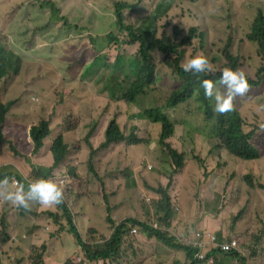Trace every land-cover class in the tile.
I'll return each mask as SVG.
<instances>
[{"label":"trees","instance_id":"1","mask_svg":"<svg viewBox=\"0 0 264 264\" xmlns=\"http://www.w3.org/2000/svg\"><path fill=\"white\" fill-rule=\"evenodd\" d=\"M72 1L81 6L79 21L74 25L66 23L65 19L59 17V11L54 3H48L51 10V21L63 20L64 26L60 31L65 35H69L70 31L81 34L89 31V35L74 47V60L69 73L84 69L89 74L103 73L105 75V70L114 62L112 73L115 74L121 69L122 61H126L128 63L127 71L134 77L127 89L122 91L123 93L121 92L118 100L133 103L135 112L128 117L125 113L126 110L117 109L110 113V107H107V112L104 114L102 112L95 114L93 127L87 136L105 130L104 140L96 149L89 145V161L97 151L105 150L110 145L121 142H125L127 145H138L147 151L153 149L155 145L163 144L168 147L172 158L176 159V167L181 169L183 162L180 160L184 154L182 137L177 134V129L184 126L196 135L202 134L219 140L221 146L229 154L238 158L236 162H240V160L255 161L248 162L246 166L249 169L263 170L264 177V168L260 161H257L264 157V153L259 156L252 144L247 147L250 133L243 132L241 126L235 127L221 123L214 117V112L209 106L199 103L195 89L203 90L201 85L203 79L219 81L223 69L212 63L213 58L206 51H186L184 54L183 51H178V49L191 44L190 32L194 36L201 35L197 34L195 29H189L187 34H184L177 26H174L172 30L168 29L162 23L168 10L165 7L166 0H146V2L144 0H109L108 8L105 11H99L95 16L91 9L83 3V0ZM168 1L173 5L176 0ZM44 5L47 6V2ZM256 18L255 24L262 38L257 44L258 54L253 55L249 51L238 53L230 44H227L221 51L220 59L225 61V66L243 70L246 73L249 84L246 96L251 100L253 98L250 91L259 85L264 76V65L261 68L249 70H244L242 67V64L254 57H261L264 63V11H259ZM111 20L112 29L107 25ZM114 22L116 27H114ZM11 55L14 56L12 53ZM197 55H204L208 58L211 72L193 74L183 70V64ZM161 69H163L161 79L158 77L155 81V70ZM252 76L257 77V80H253ZM114 78L115 76L111 80ZM29 82L30 85H35L37 88L41 87L42 96L50 91L51 82L48 76ZM90 84L98 97H103L105 94L108 97L110 94L111 99H115L114 89L109 82L105 91L106 82L103 78L97 77L91 80ZM167 95H170L168 101L164 99ZM263 102L264 100L260 102L259 109L264 115ZM14 103L11 100L0 105V180L5 177L9 180V177L13 175L11 171H16L10 166L11 161L15 159L14 156L23 161L22 165L25 170L23 176L19 175L17 179L21 184H24L25 189H27L24 182L25 177L35 180L42 176H47V178L52 176L56 181L62 180L69 170V161L66 158L68 149L61 135L53 136V129L49 127L47 120L41 118L37 135L31 133L32 149L28 154L19 152L13 142L6 139L4 134L5 115ZM30 104L36 105L34 102H30ZM39 105H43V102H40ZM194 109H202L204 116L200 115L193 122H188L186 118L191 116ZM129 122H134V132L125 136L119 126L123 127ZM137 122L143 124L144 136H140ZM50 134L52 137L48 140ZM172 142L177 145L175 151L168 145ZM41 161H43L44 168L33 166ZM248 182L253 188L248 175L240 180L242 188ZM85 183L80 177L74 178L73 184L66 186L63 199L59 204L61 205L69 195H79V189L85 186ZM170 185L171 182L166 188L159 187L156 190L161 198L156 203L157 210L153 213V219L148 222L149 225L140 221L136 216L128 215L117 227L121 228L116 234H112L102 244L99 243L105 230L99 229L97 224L104 223L106 218L102 222H89L91 227L87 233L80 234L73 220L81 215H76V212H71L64 205L57 220H66L67 232L73 236L77 246L75 247L73 244L74 251L60 246L62 254L50 256V241H45V235L36 232V230H44L49 226L50 221L43 217L42 212L37 213L28 208H19L18 218L20 220L16 221L11 215V210H4V207H1L2 242L11 240L8 231L18 235L21 227L26 228L25 235L31 240L30 253L26 260L18 261L17 264H207L211 257L215 261L222 260L225 264H264V211H260L263 216L249 226V237L239 247L240 251L246 249L250 254L246 252L242 257L235 251L225 253L222 243L230 241V233L204 234L196 202L188 197L187 192L181 193L176 200L170 199L168 193ZM0 186L2 187V185ZM255 186L252 194L249 197L246 196V201L241 200L240 207L256 202L264 210V179ZM7 190L10 189L2 187L0 192ZM102 190L107 193L106 186L101 183L96 189L95 196H98ZM111 194L115 195V192H111ZM5 202L7 201L0 198V204H5ZM99 207V205H95L91 214H95ZM9 213L11 219L7 220ZM239 213L241 212L238 211L237 215ZM26 216H31L36 220L33 226L34 230L27 225ZM107 221L109 224L113 223L110 218H107ZM154 223H156L155 228H153ZM197 226H199L198 232H196ZM131 229H135V235L130 234ZM196 233L199 235L196 236ZM37 235H41L42 239H36ZM211 236L214 240L211 239ZM186 240L190 242L186 243ZM252 255L253 259L250 260ZM0 264H2L1 259Z\"/></svg>","mask_w":264,"mask_h":264},{"label":"rangeland","instance_id":"2","mask_svg":"<svg viewBox=\"0 0 264 264\" xmlns=\"http://www.w3.org/2000/svg\"><path fill=\"white\" fill-rule=\"evenodd\" d=\"M144 1L146 2V0ZM46 2L47 6L44 5ZM49 2L54 3L59 11V17L65 19L66 23L70 25L78 23L81 6L72 0H0V42H6L14 53L22 55V76L30 74V81L48 76L51 82L49 93L42 96V93L33 95L37 87L30 85V82L25 80L22 83V86L25 87L23 90L24 97L30 100L31 95H33L35 99L33 102L36 105L22 101L12 108L7 115L4 125L5 137L10 139L19 152L23 154H28L32 149V144L27 135L30 123L35 122L37 124L41 118H44L49 122V127L53 129V136H55L60 129L67 131L78 126L80 130L83 124L88 122L93 124L96 113L102 112L104 114L107 112L103 99L106 94L103 97H98L90 84L91 80L97 77L103 78L106 82L105 91L109 81L111 84L115 81L120 82V86L116 87L117 94L127 85L126 71L113 74L112 63L105 70V75L95 73L82 78L80 74L82 69L69 73L71 63L74 60V47L78 46L89 35V31L84 34L70 31L69 35H65L60 31L61 27L64 26V21H51ZM166 2L165 7L168 10L162 23L168 29L172 30L174 26H177L184 34H187L188 30L194 27L197 34L201 35H197L189 46L179 49V52L206 51L216 65L222 63L220 61L221 51L227 44H230L238 53L243 51H249L253 55L257 53L255 46L248 43L245 36L257 13L264 11V0H176L173 5L168 0ZM83 3L91 9L94 16L101 10L105 11L110 4L109 0H83ZM107 25L112 29V20ZM114 27H116L115 22ZM59 44L60 46L56 49ZM91 61L92 59L89 64ZM126 63L123 61L124 68ZM262 66L263 62L258 57L242 64L244 70L258 69ZM37 68L39 69L37 70ZM162 70H156L157 78L161 79ZM113 76L115 79L111 80ZM252 78L257 80V77L252 76ZM262 78L259 85L252 90L251 97L253 99L249 98V100L243 101V108L238 107L245 124L244 130L252 135L251 143L261 151V156L264 153V134L255 133L258 117L252 112L251 106L253 103L260 104L264 100V76ZM74 79L77 80L76 83H74ZM84 80H87L88 83H83ZM89 94H91V99L88 98ZM168 96H165L164 99L167 100ZM67 97L71 98L67 99ZM40 102H43V105H39ZM117 109L126 110L125 113L128 117L135 112L131 106L114 105L110 113ZM200 115L204 116L203 112L194 109L191 116L187 117L186 120L193 122ZM26 117H30L33 121L27 122ZM137 125L140 136H144L143 124L137 122ZM133 126H135L134 122H129L121 128L125 135H130L134 131ZM82 132L84 134L85 131ZM177 134L182 137L184 154L180 161L185 162L188 166L186 170L188 173L181 177L182 186H179V180L174 176L176 171L168 157L165 145H155L149 151L140 147L139 149L151 160L150 163H146L144 158H139L141 151L136 150L137 146H132L131 149L133 157L139 158V160H135L131 155H126L128 148L122 144L117 148H112L111 157L108 161L100 159L94 163L96 175L91 172L88 165L81 164L78 173L74 174V178L80 177L86 183L79 189V195L67 196V207L72 212H76V215H82L86 206L90 211V219L94 222H102L108 213L109 216L114 215L116 220H122L129 215L136 216L148 223L153 219L154 211L157 210L156 202L159 197L155 194V188L160 182L166 184L167 180L171 179L173 184L169 191L170 198L176 200L181 193L187 192L188 197L196 202L202 229L211 234L229 232L231 238L238 236L240 247L249 237V226L256 223V220L263 216L260 211H264L256 202L240 207L241 200L246 201V196H250L249 193L245 196V186L242 188L240 180L243 174L248 173L250 174L249 180L257 184L264 179L263 170L249 169L247 164L236 162L221 150L218 141L196 135L187 127H178ZM51 137L52 134L48 140ZM80 142H85L82 135L79 141L69 139L71 150H76L77 144ZM170 144L173 147L177 146L175 142ZM201 156L204 158L203 160ZM14 158L10 166L16 171H11L14 178L9 182L17 181L18 174L23 175L25 170L22 159L17 156ZM257 161H260L262 168H264V157ZM42 163L43 161L38 164ZM148 164L152 165V169L145 173ZM70 168L69 164L68 177H71ZM209 170L211 171L207 173ZM74 172L75 170L72 171V173ZM212 173L213 176L211 177L210 174ZM24 179L28 178L25 177ZM64 180L65 187L68 184H73V181L68 183L67 179ZM101 183L106 186L107 193L102 190L98 196H95L96 189ZM2 187L11 190L13 188L12 184L9 183L2 185ZM61 188L64 196V187ZM111 192H115V195H112ZM95 205L100 207L95 214H91ZM1 207H4V210H11L14 220H20L18 218L19 208L12 206L9 202L0 204V211ZM46 208L47 206L36 202L30 203L28 207L29 210L37 213ZM238 211L241 213L237 215ZM61 212V210L57 211L52 218L46 212H42L43 217L49 219L50 224L44 230H36V232L45 235V241H50L49 254L52 257L62 254V249L54 242V239H57L64 249L74 251V246L77 247L73 236L67 233L71 242L63 233L66 228L64 226L66 220H57V216ZM175 213H177L176 210ZM11 215L8 214L7 220L11 219ZM25 221L34 230L33 226L36 220L31 216H26ZM97 227L101 229L103 226L97 224ZM77 229L80 234H83L84 223L77 220ZM132 230L135 229H131L130 234L135 235L136 233H132ZM25 231V227H21L18 235L8 231L12 241L3 243L0 226V259L2 264H17L18 261L26 260L30 253L31 240L25 235ZM198 231L199 226H197L196 232ZM104 235L107 236V232H104ZM35 238L41 240L42 236L37 235ZM104 238L102 236L101 240ZM246 252L244 249L243 253Z\"/></svg>","mask_w":264,"mask_h":264},{"label":"clouds","instance_id":"3","mask_svg":"<svg viewBox=\"0 0 264 264\" xmlns=\"http://www.w3.org/2000/svg\"><path fill=\"white\" fill-rule=\"evenodd\" d=\"M256 17H257V15L253 19L251 26H250V30L246 34L245 39L248 43L253 44L257 50V44L261 41L262 38H261L260 32H259V30L255 24L256 19H257ZM190 29L193 30L195 28L192 27ZM196 37H197V35L194 36L190 32V41L191 42L194 39H196ZM59 46H60V44L56 46V49ZM184 48H182V49H184ZM178 51H179V49H178ZM11 53L14 54V56H12ZM257 53H258V50H257ZM183 54H184V51H183ZM261 60H262V58H261ZM220 61L222 63H220L218 66L221 67L223 70H222V74L220 76L219 81L213 82L211 79L206 78V79H203L201 81V85L203 87V90L195 89L197 92L199 103L200 104H206L207 106H209L211 108V110L214 112V117L216 119H218L221 123L231 125V126H235V127L241 126L243 132L248 133V131L244 130L245 124H244L243 118L241 117L240 112L238 110V107L243 108L242 102L245 100H249V98H250V97L246 96L247 91L249 89V84H248L246 73L243 70H239V69L235 70L232 67L225 66L224 60H220ZM113 63L111 64V70L112 71H113V69H112ZM212 63H214L213 59H212ZM263 65H264V63H263ZM121 66H122L121 69L116 71V73L120 72V71H126L125 77H126L127 85H126L125 89L122 90L124 92L127 89V87L131 84V82L134 80V77L132 74H130V72L127 71L128 63H126V66L124 68L123 67V61H122ZM183 70L185 72H192L193 74H197V73L206 74V73L211 72L212 69L210 67V62H209L207 57H205L204 55H197V56H194V57L188 59L183 64ZM21 74H22V55L14 53V51H12L9 48V46L6 44V42H0V105L5 104L11 100H13L15 102L14 105L6 113L5 122L7 120V115H8V113H10L12 108L16 107L22 101L23 102L24 101L33 102L35 100L33 98V95H35L36 93H42V91H40L41 87L36 88V91L33 93V95H31V99L27 100V98L24 97V91L23 90L25 89V87L22 86V83L25 80L30 81V74L24 75V76H22ZM80 74L82 75V78H85L88 76L89 73H87L84 69H82ZM155 76H156V70H155ZM156 79H157V76H156ZM156 79H155V81H156ZM192 80H194V77H192ZM76 82H77V80L74 79V83H76ZM83 83L87 84L88 81L84 80ZM109 83L111 84V81H109ZM111 86L114 89L115 99H111L110 94L108 97L105 96L103 98L105 101L104 107H110L109 110H111V108L114 107V105H123V106L133 107V103H127L124 100H118L120 95L123 93L122 91H121L122 93L121 92L119 94L116 93V87L120 86V82L115 81L113 84H111ZM108 93H110L109 90H108ZM251 94H252V90L250 91V95ZM169 97H170V95L167 97L166 101H168ZM68 98H71V97H67V99ZM88 98L91 99V94L88 95ZM259 107H260V104H257V103H253L251 106L252 112L255 115H257V117H258L257 130L255 133L256 134H264V115H263L262 111L259 109ZM200 111L203 112L202 109H200ZM203 114H204V112H203ZM26 121L30 123L33 120L30 117H26ZM38 124H39V122L37 124H35V122L30 123V125L27 129L28 139L31 143H32V139H31L30 135H31V133L34 135H37ZM60 125L62 126L61 121H60ZM61 126H60V128H62ZM92 127H93V124L88 122L86 124H83L80 127V130L78 129L79 128L78 126L73 128V129H69L67 131H63L62 129H60L57 132V134L55 135L57 137L61 135L63 137L64 143L67 146L68 154H67L66 158L69 161V164L71 167L70 168L71 177H68L66 175L60 181L54 180L52 178V176H50L48 178H47V176H42V177H39L38 179H35V180L24 179L25 185L27 187V189H25L24 184H21V182L17 183V181H19L18 179H17V181L13 180L12 182H9V180L14 178V175H11L9 177V180L7 177L0 180V185H8V183H9L10 185L12 184V187H13L12 190L10 189V190L4 191V192H0V198H2L4 201L9 202L12 206L17 207V208H25L26 209L29 207L30 202H37L41 205H45V206H47V208L41 212H46L48 214V216H50L52 218V217H54L53 214H55L57 211H59V210L63 211L62 210L63 205L67 207L66 199L64 200L63 203H61V205L59 204L63 199V189L61 187H64V191H65L66 187L64 184V182H65L64 179H67L68 183L73 181L74 174L78 173V170L81 167V164L88 165L91 172H93L96 175L97 171L94 168V163L99 161L100 159H105L108 161L111 157L110 151L112 150V148H117L123 144L128 148L126 155H128V156L131 155V157H133L131 147L137 146L136 150H138L140 148L138 145H127L125 142L113 144V145H110L105 150L97 151L92 156L91 160L89 161V152H90L89 145H91V147L93 149H96L99 146V144L101 142H103L104 131H105V130H101L96 134H91L90 136H87L89 130ZM119 129L123 132L121 126H119ZM133 130H134V126H133ZM82 131H85L84 134ZM204 132H206V131H204ZM123 134L125 135L124 132H123ZM81 135L85 139V142H80L79 144H77L76 150H71L70 144H69V139L79 141L81 138ZM200 135L203 138L210 139V137H207V136L202 135V134H200ZM125 136H128V135H125ZM211 139H214V138H211ZM214 140L218 141L222 151L226 152L232 159L237 161L238 158H235L234 156L229 154L228 151H226L221 146L219 140H217V139H214ZM251 140H252V135L250 136L247 147L249 146V144H252ZM205 144H206V142H205ZM168 145L171 149H173L175 151V147L171 146L170 143H168ZM252 146L257 150V152L259 153V156H261V151H259L253 144H252ZM166 149H167L168 157L171 160V164L176 171L174 176H176V178L179 180L178 184L180 186L181 185V183H180L181 177L185 176L188 173L186 171L188 166L186 165L185 162H183V167L181 169H178L176 167V164H175L176 159L172 158L168 147H166ZM133 158L135 160H139V158H144L146 163L151 162V160L145 156V153L143 151H141V156L139 158H135V157H133ZM201 159L203 160L204 158L201 156ZM240 163L247 164L248 162L240 161ZM33 166L44 168L43 164H37V165H33ZM151 169H152V165L148 164V167H147L145 173H148ZM73 170H75L74 173H72ZM210 171L211 170L207 171V173H209ZM19 175H22V174H18V176ZM246 175H248L250 178V174H248V173L243 174L242 178H244V176H246ZM251 175H253V174H251ZM210 176L212 177L213 173L210 174ZM169 182H171L170 188L168 190V193H169V191L172 187V184H173L171 179L167 180L166 184H163L160 182L159 185L155 188V192L159 187L166 188L167 185L169 184ZM250 182H251V180H250ZM251 183L253 185V188L250 187V184L245 186V193H244L245 196L248 195V193L251 195L253 190L256 188V186H255L256 184L254 182H251ZM0 189H1V186H0ZM155 194H157V196L159 197L157 200V202H158L161 197L157 192ZM169 196H170V193H169ZM54 204H59V205H54ZM106 208H107V206H106ZM89 213H90V211L85 206L83 209L81 217L75 218L73 220L76 227H77V220L84 223L85 230H84L83 234L87 233V230L91 227V226H89V222H92V220L90 219ZM105 218H106L105 222L102 223L101 225L103 226L102 228L105 230V232H107V236L103 234V236L105 238L103 240H101L99 244H102L104 241H107L111 237L112 234H116V232L121 228V227H119V228H117V227L120 226L122 221L125 219L124 218L122 220H116V217L114 215L109 216L108 213H106ZM107 218H110L113 223L109 224L107 221ZM140 221H142V220H140ZM142 222L146 223L145 221H142ZM146 224L149 225L148 223H146ZM64 226L66 228L64 229L63 233L67 237L68 226H67L66 221H65ZM155 227H156V224H153V228H155ZM131 232L136 233L135 230H132ZM204 234L211 235V233L208 231H205ZM198 235H199V233H196V236H198ZM67 239H69V238L67 237ZM211 239L214 240L213 236H211ZM54 242H56V244L58 246H61L58 243L57 239H54ZM189 242H190L189 240H186V243H189ZM222 249H224L226 251L225 253L235 251V252L239 253L242 257H244L243 251H240V249H239V238H238V236L232 237L229 242L222 243ZM217 251H219V249H217ZM248 254H250V253L248 252ZM252 259H253V255L251 256L250 260H252ZM207 264H225V263L222 260L215 261L211 257V260Z\"/></svg>","mask_w":264,"mask_h":264}]
</instances>
